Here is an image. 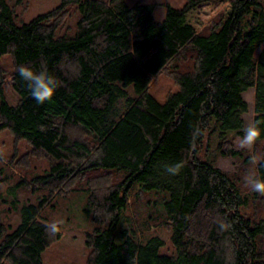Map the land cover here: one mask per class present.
Here are the masks:
<instances>
[{
    "label": "trees",
    "instance_id": "trees-1",
    "mask_svg": "<svg viewBox=\"0 0 264 264\" xmlns=\"http://www.w3.org/2000/svg\"><path fill=\"white\" fill-rule=\"evenodd\" d=\"M112 1L62 0L19 24L8 0H0V59L12 56L20 96L16 104L6 98L0 64V132L49 158V170L33 177L39 185L53 191L78 177L89 184L93 220L106 226L87 232L86 264H264V216L247 210L258 201L264 206V193L244 192L215 164L217 155L241 154L234 139L246 127L250 88L253 122L264 129V0H187L181 8L168 5L162 20L149 4ZM70 5L80 14L75 32L59 34L57 18ZM206 6L219 10L208 24ZM169 66L180 89L160 102L149 88ZM21 67L56 78L51 100L34 101ZM255 143V176L264 179V134ZM114 172L123 178L103 186ZM137 182L169 192L165 220L174 254L161 252L158 235L142 242L123 230L117 241ZM49 200L25 203L17 227L0 221V264H44L43 252L60 238L41 219Z\"/></svg>",
    "mask_w": 264,
    "mask_h": 264
},
{
    "label": "rangeland",
    "instance_id": "rangeland-1",
    "mask_svg": "<svg viewBox=\"0 0 264 264\" xmlns=\"http://www.w3.org/2000/svg\"><path fill=\"white\" fill-rule=\"evenodd\" d=\"M61 2L62 0H8L15 12V21L19 24L29 22L40 14L58 8ZM121 2L128 5L138 2L149 4L154 9L156 19L162 20L168 5L181 8L187 0H114L112 4L118 5ZM218 11L214 6H206L205 24L215 18ZM59 16L58 33H74L80 17L76 5L68 6ZM0 64L4 69L6 98L10 103L16 104L20 96L12 85V75L15 70L12 56L10 54L2 56ZM128 89L133 93V85ZM179 89L180 86L176 83L169 66L153 79L149 91L158 101L165 102L169 93ZM244 97L249 103V110L243 115L245 126H248L253 123L256 115L255 89L250 88L245 91ZM124 100L120 101V106L124 105ZM74 132L83 139L88 136L81 129ZM241 138L237 136L234 139V147L241 154L235 157L217 155L215 164L233 174L240 182L242 190L252 194L254 191L245 182V177L249 173L255 174L254 164L259 154L256 143L241 146ZM250 157L253 160H248ZM49 168V158L42 152L34 153L27 140L17 139L9 130L0 132V221L6 226L17 227L22 222L21 207L25 203H38L44 197H48L50 200L42 209L41 219L50 225L53 232H59L60 238L54 240L43 252L44 264H86L91 253V249L86 245L87 232L98 226H106V222L99 224L93 220L94 209L91 207L89 192L86 190L89 184L81 179L82 177L74 178L67 186L55 188L53 191L33 181L34 176L45 174ZM122 178L123 175L120 173H111L103 186L120 181ZM168 197L167 191L145 190L141 183H135L130 192L129 204L122 212L117 241L123 239V230L142 242L158 235L165 241L161 252L174 254L171 228L165 220V200ZM247 210L252 215L264 216V206L259 201L252 203Z\"/></svg>",
    "mask_w": 264,
    "mask_h": 264
},
{
    "label": "clouds",
    "instance_id": "clouds-1",
    "mask_svg": "<svg viewBox=\"0 0 264 264\" xmlns=\"http://www.w3.org/2000/svg\"><path fill=\"white\" fill-rule=\"evenodd\" d=\"M19 76L27 82V88L31 93V97L38 104H43L53 98L58 82L56 78L48 72L47 69L34 70L30 67H21ZM264 134V129L259 127V121L253 122L243 129L241 138V146H249L254 144ZM180 165L176 164L167 168L169 173L175 174ZM245 182L249 184L252 191L264 193V179L258 178L254 173H249L245 177ZM221 228L225 225L221 224Z\"/></svg>",
    "mask_w": 264,
    "mask_h": 264
}]
</instances>
